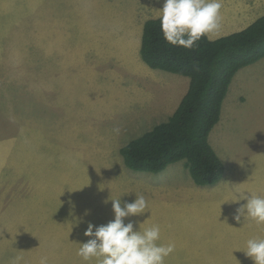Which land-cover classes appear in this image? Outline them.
<instances>
[{
	"label": "rangeland",
	"instance_id": "obj_1",
	"mask_svg": "<svg viewBox=\"0 0 264 264\" xmlns=\"http://www.w3.org/2000/svg\"><path fill=\"white\" fill-rule=\"evenodd\" d=\"M220 2L212 39L264 14V0ZM162 5L0 0V264H40L42 257L47 264H98L77 255L91 239L88 224L113 220L112 200L124 207L140 196L145 212L124 222L140 231L160 226L157 244L175 245L164 264H253L244 251L249 239H264V224L233 216L247 203L243 196L264 197V58L234 76L209 134L225 166L217 184H196L184 160L158 173L134 171L120 153L165 120L189 86L188 76L153 69L140 56L143 23L159 17ZM103 48L122 57L104 60L117 75L112 89L135 91L116 96L112 108L104 90L70 74L81 63L102 70Z\"/></svg>",
	"mask_w": 264,
	"mask_h": 264
},
{
	"label": "trees",
	"instance_id": "obj_2",
	"mask_svg": "<svg viewBox=\"0 0 264 264\" xmlns=\"http://www.w3.org/2000/svg\"><path fill=\"white\" fill-rule=\"evenodd\" d=\"M140 56L153 69L188 76L189 86L165 120L121 146L125 165L158 173L184 160L196 184H217L225 166L209 134L220 120L234 76L264 58V14L234 32L213 39L205 35L191 49L167 43L159 17L146 19Z\"/></svg>",
	"mask_w": 264,
	"mask_h": 264
},
{
	"label": "clouds",
	"instance_id": "obj_3",
	"mask_svg": "<svg viewBox=\"0 0 264 264\" xmlns=\"http://www.w3.org/2000/svg\"><path fill=\"white\" fill-rule=\"evenodd\" d=\"M221 7L220 0H163L159 19L164 40L191 49L201 37L219 29ZM114 131L119 134L120 129ZM240 199H246L247 203L236 209L233 219L239 222L243 216L258 225L264 224V197L251 195ZM146 207L144 196L125 203L124 207L120 200H112L114 219L100 226L89 223L84 235L91 239L81 243L77 255L85 261L96 257L98 264H164L175 245L157 244L160 226L140 231L134 230L132 222H124L126 217L144 213ZM244 253L253 264H264V239H249ZM40 264H47V258L42 257Z\"/></svg>",
	"mask_w": 264,
	"mask_h": 264
},
{
	"label": "crops",
	"instance_id": "obj_4",
	"mask_svg": "<svg viewBox=\"0 0 264 264\" xmlns=\"http://www.w3.org/2000/svg\"><path fill=\"white\" fill-rule=\"evenodd\" d=\"M118 9H120V7H118ZM127 26V25H126ZM114 34L118 37L122 34V27H118L117 31H114ZM141 34V33H140ZM139 34V30L135 31V35L138 36ZM133 38H131L130 40H132ZM130 49H132V47L129 46ZM101 53L99 54V57L97 58V61L101 62V65H97L98 67L102 66L103 69L101 70L100 68L95 69V65L93 63H89V64H85V63H81L80 65L82 67H77L74 68L70 74H73L74 72L80 73L82 74L87 80H89L91 83L95 84V88L94 91L96 92H101V91H105V97L104 99L107 100L109 106L112 108L116 102V96H119L120 98H130L127 95L130 94H134L135 91H128V90H122L123 93L120 95V91L119 93H117L115 90H113V81H116L117 75L115 77H113L112 75H110V68L113 67L112 64H107L104 62V60L106 58H111V57H120L118 54L112 52L110 50V48H103L102 51H100ZM131 53V52H130ZM129 53V54H130ZM65 64V63H62ZM76 67V66H75ZM105 69H108L107 71ZM43 71H46V63H42V76H43ZM131 104V103H130ZM140 104V103H139ZM119 105V104H118ZM124 107L127 108H131L133 107V105H125ZM62 110L63 108L60 107ZM134 109L137 108L133 107ZM62 118V116H61ZM60 118V119H61ZM193 197H197L195 194H192Z\"/></svg>",
	"mask_w": 264,
	"mask_h": 264
}]
</instances>
